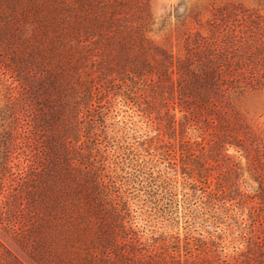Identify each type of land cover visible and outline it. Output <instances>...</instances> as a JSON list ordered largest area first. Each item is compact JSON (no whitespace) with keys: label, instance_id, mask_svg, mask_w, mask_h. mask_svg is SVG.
Masks as SVG:
<instances>
[{"label":"trees","instance_id":"obj_1","mask_svg":"<svg viewBox=\"0 0 264 264\" xmlns=\"http://www.w3.org/2000/svg\"><path fill=\"white\" fill-rule=\"evenodd\" d=\"M141 1L74 0L70 7L61 0H0L5 97L0 107V264H24L7 243L44 264H73L66 247L74 243L84 249L77 255L79 264H200L189 251L183 259L165 258L143 247L136 235L129 236L123 223L115 225L120 185L115 171L106 174L94 149L86 147L79 120L95 87L77 69L86 48L81 37L112 43L109 31L118 33L131 73L155 76L148 85L164 108L170 131L190 132L181 138L190 145L186 156L205 151V137L216 132L220 134L212 137L219 156L227 157L229 148L242 152L256 187L248 185L249 191L238 190L237 195L252 203L253 222L262 226L264 158L233 99L264 87V13L223 5L206 33L186 42L182 58L164 52L153 58L144 37L145 4L126 17L130 6ZM258 3L264 7V0ZM127 20L129 26L120 25ZM175 106L177 118L171 113ZM231 167L233 173L240 169L236 163ZM222 182L220 192H234L235 183ZM91 232L96 235L93 244L86 243Z\"/></svg>","mask_w":264,"mask_h":264},{"label":"rangeland","instance_id":"obj_2","mask_svg":"<svg viewBox=\"0 0 264 264\" xmlns=\"http://www.w3.org/2000/svg\"><path fill=\"white\" fill-rule=\"evenodd\" d=\"M61 1L70 7L76 5L74 0ZM258 2L142 0L138 7L130 6L126 17L145 4L148 20L144 37L153 49L151 56L158 58L164 52L175 59L183 57L186 42L195 34L206 33L217 8L239 5L248 12L257 10L263 14L264 7ZM130 22L120 25L129 26ZM110 34L114 40L107 44L101 39L79 36L86 39L83 43L86 48L77 69L79 77L91 81L95 87L79 120V127L87 136L86 147L94 149L93 154L104 165L106 174L115 171L113 175L120 185L121 202L115 225L123 223L129 236L136 235L143 247H152L165 258L172 255L183 259L189 251L201 260L200 264H214L215 258L227 264H264V244H257L258 240L264 243V218L262 226L254 224L250 215L252 203L243 202L237 195L238 190L249 191L248 185L256 187L246 173L247 162L240 156L242 152L229 148L227 157L219 156L213 145L216 134H220L216 132L214 138L205 137L208 142L205 151L196 150L194 158L186 156L190 145H183L181 138L190 132L180 135L177 128L170 131L164 108L158 105V96L148 85L155 76L149 72H142L141 76L131 73L123 60L118 33L109 31ZM68 39L75 44L73 38ZM74 62L79 61L75 58ZM4 101L0 83V107ZM233 102L240 119L258 138L263 159L264 87L244 92ZM177 110L175 106L171 111L176 118ZM233 163L240 167L235 173ZM222 178L237 185L231 187L234 192H220L224 185ZM105 217L108 225L111 221ZM86 239V243L93 244L96 235L91 232ZM7 246L24 264H44L33 261L13 245ZM66 250L73 264H79L77 255L83 253L82 246L74 243Z\"/></svg>","mask_w":264,"mask_h":264}]
</instances>
